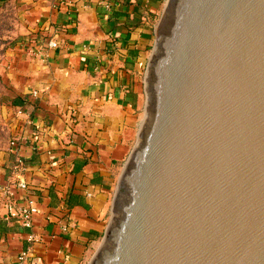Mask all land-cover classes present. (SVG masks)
<instances>
[{
  "label": "water",
  "instance_id": "95a60500",
  "mask_svg": "<svg viewBox=\"0 0 264 264\" xmlns=\"http://www.w3.org/2000/svg\"><path fill=\"white\" fill-rule=\"evenodd\" d=\"M155 34L89 264H264V0H166Z\"/></svg>",
  "mask_w": 264,
  "mask_h": 264
},
{
  "label": "crops",
  "instance_id": "0c3cea01",
  "mask_svg": "<svg viewBox=\"0 0 264 264\" xmlns=\"http://www.w3.org/2000/svg\"><path fill=\"white\" fill-rule=\"evenodd\" d=\"M165 2L0 5L13 7L21 36L0 63L3 98L15 112L20 146L18 152L9 147L0 185L10 177L24 180L19 204L40 206L33 227L0 222V264H16L29 247L33 264H79L104 236L111 188L141 122L137 73L154 45L152 18ZM16 160L25 162L17 171ZM31 233L36 241L28 240Z\"/></svg>",
  "mask_w": 264,
  "mask_h": 264
},
{
  "label": "rangeland",
  "instance_id": "374dc122",
  "mask_svg": "<svg viewBox=\"0 0 264 264\" xmlns=\"http://www.w3.org/2000/svg\"><path fill=\"white\" fill-rule=\"evenodd\" d=\"M166 3V2H165ZM165 4H162L161 8H159V11L156 13V16L152 18V29H153V37L155 40L156 34L155 29L158 24V21L160 20V17L162 15V11ZM15 10L13 7L5 6L1 8L0 10V63L3 59V56L6 52V50L17 43V41L20 40L19 35V25L18 20L15 15ZM153 45L144 54L143 62L141 64V70L137 73V86L139 89V96H140V119L141 122L136 127L134 136L131 140L132 148L135 147L138 141V135L140 133V130L143 126V123L145 121L146 117V108H147V94H146V71L151 59V55L153 54ZM3 84L1 81L0 76V179L2 178V174L5 171L6 168V157L7 152L9 150V147L11 146V142L13 140H16L13 133V128L15 126V120L16 115L15 112L7 108L6 100L3 98ZM127 158L123 161V163L119 166L117 170V174L115 177L114 184L111 188V194H110V201H109V207L105 214V221L107 223L106 230L109 228L111 222L113 221L114 212H113V205H114V198L116 194V190L118 187V182L120 179V176L124 170L125 162ZM104 243L103 236L94 242L86 251L84 258L81 260L79 264H89L96 254V252L102 247Z\"/></svg>",
  "mask_w": 264,
  "mask_h": 264
},
{
  "label": "built area",
  "instance_id": "2783aa9c",
  "mask_svg": "<svg viewBox=\"0 0 264 264\" xmlns=\"http://www.w3.org/2000/svg\"><path fill=\"white\" fill-rule=\"evenodd\" d=\"M49 46H56L57 43L54 40L48 41ZM11 146L16 152L19 151V144L17 140L11 142ZM19 165H15L14 169L17 171L22 166L21 160ZM27 183L21 179H15L10 177L4 184L0 185V198L3 204L4 211L0 213V219L4 220H16L22 225L27 227L34 226V219L40 213V206L38 203L29 201L28 204L21 205L17 200V192L19 189L27 188ZM28 240L36 241L37 237L31 233L28 236ZM16 264H33L31 260V247L22 250L16 258Z\"/></svg>",
  "mask_w": 264,
  "mask_h": 264
},
{
  "label": "trees",
  "instance_id": "16d2710c",
  "mask_svg": "<svg viewBox=\"0 0 264 264\" xmlns=\"http://www.w3.org/2000/svg\"><path fill=\"white\" fill-rule=\"evenodd\" d=\"M4 2H6V0H0V5L3 4ZM21 163H22V166L25 165V162L23 160H21ZM20 164V161L19 160H16V163L15 165H19ZM1 221H7V220H4V219H0V222Z\"/></svg>",
  "mask_w": 264,
  "mask_h": 264
}]
</instances>
